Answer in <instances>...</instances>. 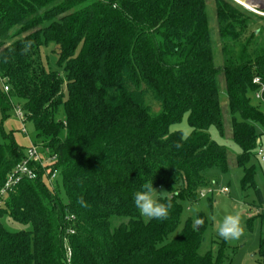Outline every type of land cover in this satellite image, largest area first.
Returning a JSON list of instances; mask_svg holds the SVG:
<instances>
[{"label": "trees", "instance_id": "1", "mask_svg": "<svg viewBox=\"0 0 264 264\" xmlns=\"http://www.w3.org/2000/svg\"><path fill=\"white\" fill-rule=\"evenodd\" d=\"M210 2L0 0L2 119L20 109L42 158L54 157L0 203V264H226L224 242L200 252L210 223L196 205L211 206L200 191L232 168L242 169L241 192L254 191L259 210L248 222L264 224L254 183L264 27L253 28L264 16L233 0ZM49 41L64 82L43 62ZM184 116L187 135L170 129ZM210 127L238 146L232 165ZM24 155L15 142L0 143V188ZM150 180L169 191L166 220L146 221L134 205ZM4 216L26 228L10 230ZM258 254L264 264V233Z\"/></svg>", "mask_w": 264, "mask_h": 264}, {"label": "rangeland", "instance_id": "2", "mask_svg": "<svg viewBox=\"0 0 264 264\" xmlns=\"http://www.w3.org/2000/svg\"><path fill=\"white\" fill-rule=\"evenodd\" d=\"M211 0H207L209 6H211ZM244 6V5H243ZM247 8V7H246ZM251 8V7H250ZM248 9V8H247ZM249 11V10H248ZM258 11V10H257ZM260 12V11H259ZM264 13V12H263ZM258 14V13H257ZM261 15V14H260ZM258 26L264 27V21H258L253 28ZM217 58H220L219 48L217 45ZM41 56L44 64L50 69L55 71L63 82L65 81V74L63 65L58 62V49L54 42H46L41 46ZM0 90H2V81L0 80ZM226 100H222V104H225ZM153 110H157L158 106L152 103ZM17 107L12 108L8 112V116L2 119L0 112V143L15 142L21 147L26 148L34 140L35 128L34 124L27 120L23 121L16 116ZM264 110V106H263ZM60 116H63V110H60ZM24 126L26 133L22 132ZM171 130H180L183 135H187L190 132V127L186 122V117L170 128ZM263 132L260 141V147L263 150V157L257 156L255 164L257 166V172L254 176L255 186L260 190L264 198V126L259 129ZM211 138L219 144L224 145L228 151V159L230 164L234 160V157L239 153V148L234 142L228 138L220 137L214 127L209 128ZM242 177V169L232 168V171L226 174H219L216 176V182L209 197L212 199L211 206H206L205 201H200L196 207L203 211L210 225L205 230L204 241L201 244L200 252L211 250L213 253L217 251V247L221 242L225 243L224 253L227 257L226 264H260V257L258 254L259 237L261 233H264V224H260L258 218H254L248 222L249 217L257 214V205L251 204L254 198L253 188H248L245 192H241L240 179ZM59 181V177L53 179ZM223 187H227L228 191H222ZM157 190H161L157 188ZM207 194V195H208ZM264 207V201L262 203ZM239 211L242 215L245 225L244 235L239 240L225 241L220 238L216 231L215 223L209 219L210 216H215L217 221L230 213ZM192 212V211H191ZM2 224L12 231L25 229L26 227L17 223H11L7 216L2 218Z\"/></svg>", "mask_w": 264, "mask_h": 264}, {"label": "clouds", "instance_id": "3", "mask_svg": "<svg viewBox=\"0 0 264 264\" xmlns=\"http://www.w3.org/2000/svg\"><path fill=\"white\" fill-rule=\"evenodd\" d=\"M28 46L26 45L25 48L27 49ZM168 193L169 191L157 190L152 180L146 181L141 185L140 190L134 192L133 202L146 221L166 220L173 207ZM77 203L82 207H89L83 196L78 197ZM209 219L215 223L218 236L225 241L239 240L244 235L245 225L239 211L227 214L219 221L215 216H210ZM203 222L202 219L196 221L197 224H203Z\"/></svg>", "mask_w": 264, "mask_h": 264}, {"label": "built area", "instance_id": "4", "mask_svg": "<svg viewBox=\"0 0 264 264\" xmlns=\"http://www.w3.org/2000/svg\"><path fill=\"white\" fill-rule=\"evenodd\" d=\"M248 8V10L261 14L264 16L263 12H259L256 9L250 8L248 6H245ZM254 82H258V79H254ZM2 89L3 91L7 92L8 91V86L5 85L2 82ZM16 116L19 117V119H23V113L21 112L20 109H16ZM22 132L26 133V130L24 126L22 127ZM257 156L263 157V150L259 146L256 150ZM54 157L51 158H42V155L40 153V148L35 145L33 142L29 144V146L25 150V155L22 158V160L17 163L12 170L7 174L6 179L0 188V203L2 202L4 196L10 192H12L15 187L18 185V183L21 182L22 179L28 178V179H34L37 175V165L39 164L40 166H44L46 162H50V160H53ZM57 172L54 170L52 174L49 177V181L52 184L53 179L56 178ZM222 191L226 192L228 191L227 187H223ZM212 192V189H207V190H202L199 193L200 197H204L206 194ZM72 218V217H71ZM68 233H73L72 229H69L67 231ZM64 241H66V238H64ZM71 251L69 248H66V257L67 261H69Z\"/></svg>", "mask_w": 264, "mask_h": 264}, {"label": "crops", "instance_id": "5", "mask_svg": "<svg viewBox=\"0 0 264 264\" xmlns=\"http://www.w3.org/2000/svg\"><path fill=\"white\" fill-rule=\"evenodd\" d=\"M234 2L238 3L239 5L243 6L244 8H246L245 6L251 7L253 9L256 10H264V0H233ZM250 2L255 3L254 5H252ZM247 9V8H246Z\"/></svg>", "mask_w": 264, "mask_h": 264}, {"label": "water", "instance_id": "6", "mask_svg": "<svg viewBox=\"0 0 264 264\" xmlns=\"http://www.w3.org/2000/svg\"><path fill=\"white\" fill-rule=\"evenodd\" d=\"M252 5H254L255 3H252V2H250ZM264 8V7H263Z\"/></svg>", "mask_w": 264, "mask_h": 264}, {"label": "bare ground", "instance_id": "7", "mask_svg": "<svg viewBox=\"0 0 264 264\" xmlns=\"http://www.w3.org/2000/svg\"><path fill=\"white\" fill-rule=\"evenodd\" d=\"M73 228V227H72Z\"/></svg>", "mask_w": 264, "mask_h": 264}]
</instances>
